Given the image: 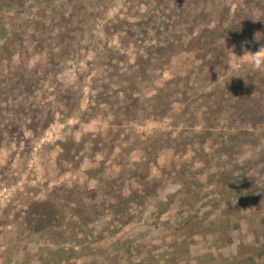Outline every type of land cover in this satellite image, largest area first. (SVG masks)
<instances>
[{
  "label": "rangeland",
  "instance_id": "obj_1",
  "mask_svg": "<svg viewBox=\"0 0 264 264\" xmlns=\"http://www.w3.org/2000/svg\"><path fill=\"white\" fill-rule=\"evenodd\" d=\"M18 1L19 8H16L15 5V10L18 12L14 10L12 16L4 14L5 22L8 24L6 29L19 26L21 29H27L26 33L29 36L33 35L34 38L40 40L42 39L39 36L40 26L35 25L33 28L31 26L32 18L42 25V21H45V16L48 17V10L51 7H53L56 16L63 12L62 3L65 0ZM72 1L74 3L81 1L84 7L83 13L89 18L81 25L77 22L79 15L71 19L69 26L75 24L82 27L83 30L85 29V32L79 34L76 39L77 55L72 54L62 59L59 57L61 51L59 55L57 51L54 63L59 64V70L57 69L56 73L48 72L51 62H48L46 54H44L45 51L42 52L30 38L25 39L23 52L18 51V44L12 46L13 50L18 53H15L11 59V64L23 66L28 70L29 94L23 93V88L19 86H17L18 89L12 91L10 82L12 72L7 70L8 53L6 50L1 53V64L6 67L0 68V109L11 104L13 107H10L13 108V111L12 113L4 112V110L0 112L2 116H7L12 122V129L0 134V264H49L50 262L63 264L59 255L52 261H47L49 256L46 250H59L61 245L70 248L72 246L69 245L76 240L74 237L63 235L65 229L66 232H71L68 228L72 226L68 220L55 224L54 234H52L55 239L47 234L45 237H41V234L33 237L29 235L27 227L21 226L25 215L27 216L29 213L26 206L30 202L28 198L44 200L51 197L56 192L52 190L58 187L60 188L58 190H64V197L70 196L75 202L83 196L86 198L85 204L87 205L97 204L99 200H103L104 203L106 202L105 204H111L115 200L112 197L111 188L118 189L119 184L123 185L124 196L134 195V192L135 194L138 192L143 198L135 196L131 199L133 201L130 205L131 217L129 220L131 223L119 225L118 222L112 221L110 232L107 231L108 227L103 228L107 225L105 222L107 223L111 219L110 216L101 213L97 215L98 219L96 217L89 219L86 229H89V232L93 234L97 232L96 239L100 242L97 244L99 246L102 243L99 246L102 249L94 251V255L92 254L91 259L87 260V264H110L112 262L121 264L129 255L132 256L131 261L135 264H139L137 262L144 258L150 259L147 264H155V258L158 260L163 251L180 250L185 244L188 246L189 254L182 258L183 260L181 259L180 264H264V124L258 127L254 133L257 136L255 139L257 143L244 147L240 153L234 155L233 162H231V166L238 168L237 171L231 172V177L238 174L240 177L249 176L248 178L253 179L252 184L249 186L246 184L249 189L231 196L227 191H224L222 198L219 197L222 190L219 184L211 182L207 184L204 181L205 184L195 186L199 188L200 193L196 197L195 204L191 202L186 207L187 210L183 212V216L176 215L177 209L174 206L165 210L161 202L170 201L171 198L167 196L161 199L159 194L165 185L177 182V169L180 164L182 162L189 164L192 161L190 160L192 156L196 159L201 158L202 161L209 159L212 165L206 170L215 174V170H217L216 158L218 157L216 149L221 150L220 143L225 140H223V136L205 137V127L198 114L197 125L193 126L195 121L192 120L190 127L185 126L187 118L185 114L183 117H177L176 114L180 108L179 104L170 106V112L174 118L158 117L152 109L156 92L159 89L163 90L162 96L166 97L170 93L174 96L172 92L177 90L185 93L186 86L193 84L196 65L192 63L191 55L176 51L167 61L152 63V69L146 80L140 85L141 87L133 84L136 89L133 96L137 99V103L128 110L130 112L116 107H113L109 112L107 109L109 106H105L79 118L80 111L81 113L86 111L88 104L96 107V100L93 97L100 89L104 72L109 71V66L105 65L108 64L106 58L109 56L117 58L122 54H127L129 62L115 60L110 62L114 64V69L117 66L123 69L128 64H132L136 54L140 52L141 49H138V45H133L132 39L128 37L126 28L131 26L134 28V25L139 24L143 14L148 15L150 12L153 16L156 14L161 17V13L165 14L166 11L164 7H157L158 4H162L159 2L160 0ZM174 1L181 3L180 9L183 13L187 8L192 7V11L197 8L193 0H169L168 2ZM244 1L246 0L203 1V3L209 2L208 7L215 6V16L221 17L222 25L230 22L239 25L238 15L244 16V13H238V9L246 10L245 14L250 15L245 17V20H249L251 24L247 34H251V40L254 39L253 43L244 39L245 45L241 46L239 51L236 49L231 53L227 47L230 56L227 66L222 69L224 79L222 90H225V93L228 91V86H231V81L246 84L243 81L251 77L254 79V76L257 75V81L253 82L254 86H257L260 83L258 76L264 80V72L250 70L243 64V58L236 57L242 56L246 50L255 53L261 46H264V0H249L248 5L244 4ZM0 2L2 3L4 0H0ZM198 7L200 6L198 5ZM225 7L230 9L229 15L232 18L225 16L226 12L222 10ZM75 8L76 11L73 10L75 13L77 10L80 11V7L75 6ZM67 10L69 13L70 8L68 7ZM160 10L163 12L160 13ZM235 13H237L236 16H234ZM173 14L178 16V13ZM153 16L151 18L154 20ZM203 19L206 20V17ZM211 20L213 19L209 17L208 22L210 23ZM58 21L60 23L58 28L62 29L63 23ZM168 21L174 22L173 20ZM87 26L93 27L92 38L86 31ZM7 37L9 38V34ZM16 42L18 43L17 40ZM119 59L121 60V58ZM116 73L114 72V74ZM1 76H4L5 79L2 80ZM43 77H46L47 81L51 79L55 82L47 83ZM196 81L198 85H201L199 75H197ZM114 82L119 84L116 79ZM209 84L207 88L210 89L212 83ZM67 88H71V91ZM171 90L174 91L171 92ZM70 92L72 94L70 99L72 103L79 104V110H76V113L70 118L64 119L61 114L65 110L63 97L69 96ZM179 92H176L175 95L179 96ZM43 94L45 95L43 96ZM148 98L152 100L147 102ZM72 103H68V105H73ZM260 106L264 111V104ZM17 110L20 116L15 114ZM116 112L121 115H116ZM160 133H165L176 139L183 137L178 140L183 144L189 142L191 145L187 147L184 157H181V153H179L180 156L174 154L173 149L161 151L158 147L159 144L153 146L155 139L149 140V138ZM98 134L101 136L97 137ZM113 136L118 139H114L113 144L116 145L114 149L105 152L107 158L103 165L102 175L107 181L104 184H108V186L104 185L103 187V182H97L90 173L94 167L92 160L99 161L101 159L100 153L93 152L90 146L94 139L100 142L113 141ZM61 139H72L76 142L84 139L86 141L85 149L78 152V164H69L60 160L59 163L62 167H59L57 163V159H60L57 154L59 149H48L46 152L42 150L44 145L55 143ZM200 142H203V151L200 149L203 146L200 147ZM163 143L170 144L167 138H163ZM147 146L150 149L145 152L143 147ZM145 153L151 154L150 158L153 157L146 159L147 171L144 173L142 170V180L139 181L130 177L127 171L128 169L137 170L136 164L142 162ZM221 160H226L225 155ZM192 167L202 169V165H195V163ZM226 167L222 166L219 171L227 172L225 174L230 175V168ZM59 169L62 171L59 172ZM124 176L127 179L122 180ZM148 191L154 192V195L149 198L145 197L146 193L148 195ZM97 192H102V196L96 195ZM228 202H233V206H229ZM187 213L191 216L190 219H188ZM83 215L79 214V216ZM231 217H235L237 220L236 225L231 224L230 229H226L225 232L214 231L216 227L228 223V219ZM95 218L97 221L94 220ZM185 219H188L189 225L185 223ZM27 226L30 229L29 224ZM232 226H234L233 229ZM114 231L118 233L116 234ZM223 233L226 234L225 243L215 242L214 240L222 237ZM107 234L114 238L109 242L104 240L103 242L102 238H108ZM122 238L127 240L122 247H119L118 243L113 244ZM63 240H65V245ZM90 241L93 243V239ZM130 246L133 247L131 251L128 250L131 248ZM109 250H123V253L113 252L114 259H118L113 261V258H109L106 261L103 256ZM236 252H238V256ZM245 253L250 254L254 260L251 261L246 256L245 258L244 256L240 257ZM235 257L239 258L240 262ZM77 264H85V262L82 260Z\"/></svg>",
  "mask_w": 264,
  "mask_h": 264
},
{
  "label": "trees",
  "instance_id": "obj_2",
  "mask_svg": "<svg viewBox=\"0 0 264 264\" xmlns=\"http://www.w3.org/2000/svg\"><path fill=\"white\" fill-rule=\"evenodd\" d=\"M28 1L26 0L25 2ZM168 1L169 0H160L159 2L162 4L157 5V7H164L166 11L165 14H163L161 13L163 10H160L161 17H158L156 14L153 16L150 14V12H148V15H142L139 24L134 25V28L132 26L126 28L128 37L132 39L133 45L136 46L137 44L139 47L138 49H141L139 52L140 54H136L134 62L132 64H128L127 67H124L123 69L119 68L118 66L114 69V64H111L110 62L113 60L119 62L128 61L129 57L127 54H122L117 58L116 56L108 55L109 57L106 58L108 64L106 63L105 65L109 66V71L104 72L105 74L101 79L100 89L97 90L96 96L94 95L95 97H93V99L96 100V107L88 104L86 111H83L82 113L80 111L81 115L79 118L82 116H87V113H93L96 111V109L100 110V107L105 106H109L107 108L109 109V112L112 111L113 107H116L120 110L124 109L125 112H130L128 110H130L137 103V99L133 96L136 90L133 84H135L137 87H141L140 85L143 84V81L146 80L150 70L152 69V63L154 64L156 61H167L171 57L172 53L176 51L187 53L188 56L191 55V61L196 65V68L194 69L195 78L193 79V84L186 86L185 93L184 91L179 92L177 90L176 92H179V96L175 95L176 92H172L174 90H171V92L174 93V96L171 95V93L167 97L162 96L163 90L159 89V91L156 92L154 99L155 103L153 104L152 109L158 117L164 118L168 116L170 118H174V115H171L172 112H170V106L172 104H179L180 108L177 110L176 114L177 117H183L185 114L187 117L185 126L190 127L191 122L193 121H195L193 126L197 125L199 122L197 120L198 114L199 117H201V121L205 127V137L223 136V140H225L220 143L219 147L221 150L219 148V150L216 149L218 152V157L216 158L217 170H215V174H213L211 171H207V168L212 165L209 159H203L202 161L201 158L196 159L194 156L191 157L190 160L192 161L189 164L187 162H182L177 169L176 181L181 183L183 188L178 191L177 194L173 196L169 195L168 198H171L170 201H162L161 204L164 206L165 210H168L170 207L174 206L175 209H177L176 215L183 216V212H186L187 210L186 207H188L191 202L195 204L196 197L200 193L199 188H196L195 186H198V184H205L204 181L207 184H210V182L216 185L219 184L222 189L219 197L222 198L224 197V191H227L230 196L238 195V193L241 191L249 189L247 188L246 184H248V186L249 184H252L253 179H251V177L248 178L249 176L240 177L238 174H235L234 177H231V172L233 170H238L236 166H231V162H233L232 158L234 155L240 153L244 147L248 145L252 146L257 143L255 142L257 136H255L254 133L258 127L264 124V111L260 106L264 104V80L261 78V76H258V81H260V83L257 86H254L253 82L257 81L256 75L254 76V79L251 77L248 80L243 81L246 84L231 81L232 84H230L231 86H228V91L225 93V90H222V84H224L222 69H224L228 64V57L230 56L229 52L231 53L236 49L239 51L241 46L245 45L244 39L251 41V44L254 41V39L251 40V34H247L251 28V24L249 20H245V17L250 16L247 13L245 14L246 10H237V12L240 14L244 13V16L238 15L239 25H235L237 24L235 22L222 25L221 17L219 18V16H215V6L208 7L209 2L203 3L204 0H193V3L197 5L196 7L199 9L195 8L192 11V7H190L185 10V13H183L180 9L181 3ZM249 3V0L244 1V4L248 5ZM15 5L16 8H19L18 0H4V2H0V57L1 53H4V50H6L9 58L7 70L12 72V80H10L12 91L22 87V92L29 94L28 70L23 66L11 64V59L15 56V53H18L15 52L16 50H13L12 46L18 44V51L23 52L26 41L25 39L30 38V40H33L42 52L45 51L44 54H46L48 62H51L48 72L50 71L52 73H56L57 69L59 68V64L54 63V58L57 57V51L58 55L61 51V55H59V57L62 59L69 57L72 54L77 55V48L75 49L77 46L76 39H78L79 34L85 32V29L83 30L82 27H79L75 24L73 26H69L71 19L79 15L77 22L78 24L80 23L79 25H81V23L86 21L89 17H86V15L83 13L84 7L81 1H79V3H74L72 0H65L62 3L63 12L56 16L53 7H51L48 10L49 15L48 17L45 16V21H42V25L39 22L34 21L32 18L31 26H33V28L35 25L40 26L39 36H41L42 39L37 40L33 35L29 36V34L26 33L27 29H21L19 26L9 30L6 29L8 24L5 22L4 14L7 13V15L12 16L15 10ZM198 5L200 7H198ZM75 6L78 8L80 7V11L77 10V13L73 11H76ZM68 7L70 8L69 13V10H67ZM222 10L226 12L224 14L227 18L231 17L229 15L230 9L225 7ZM15 12L18 11L15 10ZM173 13H178V16H174ZM236 14L237 13H235L234 16H236ZM151 15L153 16L154 20L151 18ZM203 17H206V20L203 19ZM209 17L213 19L210 23L208 22ZM58 20L63 23L62 29L58 28L60 24ZM168 20H173L174 22L171 23ZM132 29L136 30L133 31ZM92 30V26L86 27V31L88 32L90 38H92L93 35ZM7 34H9V38L7 37ZM227 47L229 52L227 51ZM110 51L112 50L110 49ZM119 58H121V60ZM5 67L6 66L1 64L0 61V68ZM114 72L117 73L114 74ZM197 75H199L201 78V85H198L196 81ZM1 78L2 80L5 79L4 76H1ZM43 78L44 81H47L46 77ZM114 79H116L119 84H115ZM48 82L52 83L55 81L50 79L47 81V83ZM209 83H212L210 89L207 88L210 85ZM112 85H114V88H112ZM174 86H176V84H174ZM67 89L71 91V88ZM44 95L45 94H43V96ZM71 97V92L69 96L66 95L63 97L65 101V110L61 114L64 116V119L70 118L76 113V110H79V104L72 103L70 99ZM32 100L33 99L31 98V102ZM150 100L152 99L148 98L147 102H150ZM68 103H72L73 105H68ZM10 106L13 107L11 104L5 105L4 108L0 109V112L4 110V112L12 113L13 108L11 109ZM15 114L19 115L18 110L15 111ZM116 115L121 114H117L116 112ZM0 126L1 134L2 132L12 129V122L7 116H2V114H0ZM100 136L101 134L97 135V137ZM163 138H167L170 144H164ZM181 138L183 137H178L176 139L165 133H160L156 134V136L153 138H149V140L155 139L153 146L159 144L158 147L161 149V151L163 149H173L174 154L179 155V153H181V157H184L187 147L191 144H189V142L183 144L182 142L178 141L181 140ZM114 139L118 138L113 136V141L104 142L94 139V141H92V145L90 146V149L93 152H99L101 155V159L99 161L92 160L94 167L90 173L92 177L97 180V182H103V187L104 185L108 186V184H104V182L107 181L102 175L103 165L107 158L105 152L109 151L110 149H114L116 146L113 144ZM85 143L86 141H84V139H81L78 142L72 139H61L55 143L44 145L42 150L46 152L48 149H59L57 154L60 159H56L59 167H62V165L59 163L60 160L69 164H78V152L85 149ZM202 145L203 142H200V147ZM143 148L145 152L149 151L150 149L149 146ZM200 149L203 151L204 145ZM224 155L226 160L222 161L221 158ZM150 156L151 154L145 153L142 162H138L136 164L138 169H128V175L139 181L140 179L142 180L141 172L144 170V173H146L148 167L146 164V159L148 160L153 157L152 156L150 158ZM193 163H195V165H202V169L198 167L195 169L192 167ZM222 166H227L230 168V175L225 174L227 172L219 171ZM60 171L62 170L59 169V172ZM125 179H127V177L124 176L122 180ZM193 184L194 186H192ZM58 189L60 188L55 187V189L52 191L56 192L51 197L48 196L49 198L44 200H39L33 197L28 198V201L30 202L27 203L26 206L30 214L27 213V216L25 215L23 219L24 224L22 223L23 225L21 224V226L23 228L27 227L30 232L29 235L32 237L38 236L39 234L42 235L41 237H45V234H47V236L49 235L53 238L54 235L52 234H54L53 227H56L55 224L57 222L64 223L68 220L72 226L71 228H68L71 232L68 233L65 229L63 231V235L65 237L71 236L76 239L73 244L71 243L69 245L72 247L66 248V246L61 245L59 246V250H46L49 256L47 261H52V259L59 255L60 261H62L63 264H77V262L82 260L85 262V264H87V260L91 259L93 252L98 250L100 248L99 246L102 245V243L99 246L97 244L100 243L98 242L99 240L97 241L96 239L98 237L97 232L93 234L89 232V229H86V227L89 225V219L92 217L97 218V215H100L101 213H104L103 215L110 216L111 219L107 223L105 222L107 225L103 227H108L107 231L110 232V225L112 224V221L118 222L119 225L131 223L129 220L131 217L130 205L133 202L131 199L135 196L139 197L140 199L143 198L138 192H136V194L134 192V195L130 194L132 197L130 195L124 196L123 185L119 184L118 189L111 188L112 197L115 199L113 203L105 204L106 202L104 203L103 200H97V204L91 203L87 205L85 204V197L81 196V198L75 202L70 198V196H63L64 190ZM65 190L67 191V188ZM115 190H117V192H115ZM96 195L102 196V192H97ZM153 195L154 192L148 191V195L146 193L145 197L149 198ZM233 204V202H228L229 206H233ZM139 206L141 205L139 204ZM79 214L84 215L79 216ZM85 215L87 216L85 217ZM186 215H188V219L191 218L189 213ZM96 218L94 220H96ZM188 219H185V223L187 225H189ZM27 224H29L31 230L28 228ZM231 224H237L235 217H231V219H228V223H224L222 226L220 225L216 227L214 231L225 232L226 229H230L229 226ZM233 227L234 226H232V229ZM114 232L116 234L118 233L117 231ZM60 233H62L61 230ZM106 236H108V234ZM112 238H114L112 235L108 236V238L103 237L102 241L104 240L109 242L112 240ZM220 238H216L214 241H222V243H225L226 234L223 233L222 237ZM53 239H55V237ZM92 239L95 245L92 243V241H90ZM64 241L65 240H63V244ZM125 241L127 240L122 238L113 244L118 243L119 247H122ZM130 247V249H128L129 251L133 249L132 246ZM187 247V244H185L180 250L172 249V251L169 252L163 251L158 260L155 258V264H180L181 259L189 254ZM186 251L187 253H185ZM113 252L123 253V250H109L103 256V259L106 261L109 258L114 259L115 256ZM236 253L238 256V252ZM127 254L129 253L127 252ZM242 256H244V258L245 256L250 258L251 261L254 260L248 253L241 254L240 257ZM235 258L240 262L239 258ZM117 259L118 258H116V260ZM116 260L114 259L113 261ZM131 260L132 256L129 255V257L126 260H123L121 264H135ZM149 260L150 259L146 260V258H144L142 261L140 260L137 263L147 264ZM49 264L53 263L50 262ZM110 264L115 263L112 262Z\"/></svg>",
  "mask_w": 264,
  "mask_h": 264
},
{
  "label": "clouds",
  "instance_id": "obj_3",
  "mask_svg": "<svg viewBox=\"0 0 264 264\" xmlns=\"http://www.w3.org/2000/svg\"><path fill=\"white\" fill-rule=\"evenodd\" d=\"M236 57L243 58V64L250 70L256 72H264V46H261V48L255 53L246 50L242 56ZM182 188L183 185L179 182L167 184L159 194L160 198L164 199L169 195H174Z\"/></svg>",
  "mask_w": 264,
  "mask_h": 264
}]
</instances>
